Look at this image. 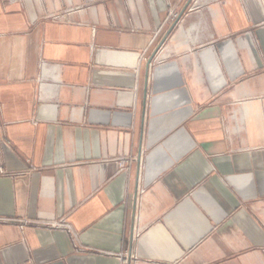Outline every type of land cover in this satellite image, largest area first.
Listing matches in <instances>:
<instances>
[{
  "label": "crops",
  "instance_id": "obj_1",
  "mask_svg": "<svg viewBox=\"0 0 264 264\" xmlns=\"http://www.w3.org/2000/svg\"><path fill=\"white\" fill-rule=\"evenodd\" d=\"M187 2L0 0V264H264V0Z\"/></svg>",
  "mask_w": 264,
  "mask_h": 264
},
{
  "label": "water",
  "instance_id": "obj_2",
  "mask_svg": "<svg viewBox=\"0 0 264 264\" xmlns=\"http://www.w3.org/2000/svg\"><path fill=\"white\" fill-rule=\"evenodd\" d=\"M187 4L185 6V8L190 4L191 0H187ZM184 8V9H185ZM184 9L182 11H184ZM180 14L176 17V20L169 26L167 32L165 33V35L162 37V39L158 42V44L156 45V48L153 50V53L151 54V56L148 59V66H150V64L153 61L154 56L157 54V52L159 51V49L162 47L161 45L163 44V42L167 39L168 35L171 33V30L173 29V27L175 26V24L178 22V20L180 19ZM146 82H145V86H144V90L145 92H147V85H148V71L146 73ZM134 226V223H133ZM127 264H130V257H128L127 259Z\"/></svg>",
  "mask_w": 264,
  "mask_h": 264
},
{
  "label": "built area",
  "instance_id": "obj_3",
  "mask_svg": "<svg viewBox=\"0 0 264 264\" xmlns=\"http://www.w3.org/2000/svg\"><path fill=\"white\" fill-rule=\"evenodd\" d=\"M50 225L53 227H55V226L64 227V226H67L68 224L64 223L63 221H55V223H51Z\"/></svg>",
  "mask_w": 264,
  "mask_h": 264
}]
</instances>
